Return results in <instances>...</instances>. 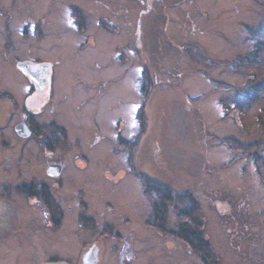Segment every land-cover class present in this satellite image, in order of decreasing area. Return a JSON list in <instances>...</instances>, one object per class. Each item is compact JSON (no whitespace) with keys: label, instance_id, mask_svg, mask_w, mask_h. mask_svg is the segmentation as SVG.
Returning a JSON list of instances; mask_svg holds the SVG:
<instances>
[{"label":"rangeland","instance_id":"374dc122","mask_svg":"<svg viewBox=\"0 0 264 264\" xmlns=\"http://www.w3.org/2000/svg\"><path fill=\"white\" fill-rule=\"evenodd\" d=\"M69 1L1 0L0 10L12 7L14 17L0 11V91L22 104L26 84L15 62L53 63L55 93L33 118L42 126L56 122L67 137L56 144L46 131L45 150L42 137L25 141V148L12 130L21 112L9 106L0 123V169L16 184L15 163L25 179L42 181L49 164L63 165V187L56 186L55 173L47 180L67 211L57 231L43 230V210L12 191L21 203L15 223L21 235L0 244V264H43L51 253L88 264L94 248L97 264H121L113 247L125 240L137 252L129 264H204L174 236L180 221L174 206L167 233L152 227L142 173L170 184L176 201L184 193L197 200L196 222L217 264H264V181L247 156L258 152L264 159V95L249 99L242 91L249 79L264 78V47L258 46L264 43V0H76L85 33L69 18ZM28 15L34 17L24 36ZM237 103L248 109L243 122L223 108ZM140 109L145 132L135 174L124 142L141 133ZM83 214L97 222L94 231L78 221ZM108 222L122 241L103 239L99 229Z\"/></svg>","mask_w":264,"mask_h":264},{"label":"flooded vegetation","instance_id":"af4514ba","mask_svg":"<svg viewBox=\"0 0 264 264\" xmlns=\"http://www.w3.org/2000/svg\"><path fill=\"white\" fill-rule=\"evenodd\" d=\"M51 1L59 2L61 0H51ZM75 1L76 0H71L68 3H66V9L68 10L70 14L69 18H72V20L75 21L76 28L80 32L85 33L86 32L85 28L87 26L85 25V16L80 8V5L78 3H75ZM1 3L2 2L0 0V4ZM13 9L14 8L12 7H8L7 9L6 7H2L0 11H1V14L5 16L7 19H11L14 17L12 16V14H14ZM25 10L29 11V7H27ZM33 17L29 15L28 17H26L28 19L25 21V25H26L25 29H22L21 31L24 36H28L30 34V32H28L29 25L31 24V20H29V18H33ZM40 26L41 25L38 24V27ZM40 30H42V27L38 28L39 34L42 35L41 33L43 32ZM4 32L6 35L7 33H9L10 34L9 39L10 41H13L14 35H12L11 30L8 29V30H5ZM6 46H9V45H6ZM22 62H27L31 66L30 70H27V71L22 70L19 67V64ZM15 63H16L18 72L24 77L25 84H26L23 97L21 98V101L23 103L21 104L20 100L17 99L13 93L8 92V91H4V92L0 91V123H1L2 117H5V112L8 110L9 106H12L13 110H19L21 112V119L19 121H16L12 126L13 127L12 130L14 132L15 137L17 139H22V142L20 143L25 148L28 145L27 143L25 144V141L31 140V138L38 139V137H42L40 139V142L42 145L41 150H45L46 147L43 148V145H46V140L49 141L50 139L49 134L52 135L53 142L56 144L57 142H59L60 138L61 139L64 138L62 133L59 130L60 127L57 125L56 122L54 121L51 123L47 122L46 125L42 126L33 118V116H36L39 113H41L46 103H48L51 100V97L54 92L53 77L55 76V71H54L55 65L53 63H45V62H40V61L31 62L28 60H21ZM1 107L3 108V110H1L2 109ZM4 108L6 110H4ZM52 125H55L56 127L55 131L50 130V127H52ZM46 131H48L49 134ZM0 132H1V128H0ZM5 145H8V144L5 143ZM29 160L30 159H27L28 163H29ZM15 164H16L15 167H12V168L16 172H18V175L16 174V178H19V179L21 178V182H18L16 184L8 182V180H11V178L7 174L2 175V172H1L2 169H0V176L2 175V177H4V180H0V244L2 242L10 241L11 239H14V237H16L17 234H20L18 227L15 226V223H16V219L18 216V213L16 212V210L19 208V205H21V203L18 202L19 205L17 204V201L11 195L12 191L19 194V196L22 197L21 198L22 200L21 199L20 200L22 202L25 201L24 203L29 204L32 209L34 207L36 208L40 207L43 210L44 224L43 226H41V229L43 230L51 229L53 231H57L61 227V225L64 223L65 211H67L65 208V204H66L65 199L62 197H58L57 195L53 193V190L49 186V183L47 180L55 173L58 175L57 180L55 181L56 186L63 187V179H62V175H60V174H63L64 172V170L62 171L63 165L57 164L55 162H53L52 164H49L47 166V175H46L47 178H45V180L42 181L40 179H33V180L25 179V177H23L21 173L22 171L20 170L18 171L17 169L19 168L17 167L18 163H15ZM10 171L12 172L11 169ZM10 171H7V173H11ZM132 173L134 172L132 171ZM156 181L162 182L159 180H156ZM151 207H152L151 214H153V206L151 205ZM68 210L71 211L72 208L68 207ZM78 221L82 222V224L85 226L91 225V227H86V229H88L89 232L94 231L98 227L97 222L85 214L80 215L78 217ZM151 224H152V227H154V229L157 232H160L162 234L167 233L158 226L159 224L157 225L156 223H153V222ZM112 227L114 228V224H112L111 222L110 223L108 222V224H106L101 229H99L101 235L104 237L103 239L115 238V240H117L118 242L122 241V239L120 238V233L113 232L114 230H112L113 229ZM11 228L13 229L11 230ZM9 229L11 230L10 234H8ZM131 245L134 246V244H129L126 240L120 246L114 245L113 249L118 253L119 255L118 259L121 261V262L119 261L121 264L123 263L129 264L133 260L132 252L135 253L136 251L133 247H131ZM94 249L96 250V248ZM94 249L89 250V254H87L85 257V261L89 259L88 264H97L99 261L95 253L96 251ZM199 257L201 259V256ZM1 258H2V255L0 253V260ZM43 264H76V263H72V260L70 259L59 257L55 253H51L49 257L45 260V263Z\"/></svg>","mask_w":264,"mask_h":264},{"label":"trees","instance_id":"16d2710c","mask_svg":"<svg viewBox=\"0 0 264 264\" xmlns=\"http://www.w3.org/2000/svg\"><path fill=\"white\" fill-rule=\"evenodd\" d=\"M259 47L262 46L264 47V43L259 41ZM257 57L259 58V52L257 50L256 52ZM262 59V57H260ZM264 58V57H263ZM238 62V63H237ZM236 64H242V60H238ZM244 63V62H243ZM145 83L141 87L142 94L144 98L149 97V88L150 87V79L149 77L144 78ZM217 84H221L219 82H216ZM224 85V84H223ZM227 85V84H226ZM245 93H247V96L249 99H258L260 97H263L264 95V78L263 77H256L249 79L248 83L245 85L244 89L242 90ZM244 93V94H245ZM144 107V106H143ZM223 108L225 110V114L231 115L233 119L236 121H242L243 122V117L246 114V111L248 110L247 107L242 105L241 103H237L235 106H227L226 104H223ZM141 110V109H140ZM138 111L137 113V121L141 129L140 135L135 138L134 140H131L132 142H124L128 146L127 150L130 153V164H131V170L136 174L137 169L135 166V154L136 151L139 148V144L143 139L144 135V128H145V123H144V114H143V109L141 111ZM140 112V113H139ZM54 128V129H53ZM55 125H52L50 127L51 131H55ZM262 129L264 130V121L262 122ZM60 132L63 134L64 138L67 137V133L63 128L59 129ZM144 130V131H142ZM134 141V142H133ZM230 147L231 150H233L235 147L233 145V141L231 140H225L223 141ZM133 145L131 146V144ZM238 144V149L240 150H246L248 148H245V145H242L240 143ZM264 144V140H263ZM48 145L51 148L50 143ZM264 148V147H262ZM255 153V154H254ZM251 154L250 152L248 153V157L252 158L253 162H255V167L257 168L258 173L260 174L261 178L264 181V159L258 155V152H254ZM141 180L143 181V186L145 193L149 196L152 202L153 206V214H152V222L159 224L158 226L163 229L165 232H167V228L165 227L166 220L168 218V212L169 209L174 206L175 210L178 213L179 216V224L177 226V230L174 231V236L178 237L179 239L183 240V242L196 254L201 256L202 263L204 264H217L218 260L216 256L214 255V252L211 248L210 243L208 240L205 238L204 232L202 230V222L198 223L196 220L197 216H199V210L198 208V202L197 200L190 194V193H184L183 196H178L177 199L179 201H176V199L173 196V188L172 186L164 183V182H158L154 180L153 178L149 177L146 174H139ZM181 208L178 209L176 205H181ZM183 208V209H182ZM85 222V221H84ZM86 227H91V225H86ZM172 233V229L170 231Z\"/></svg>","mask_w":264,"mask_h":264},{"label":"water","instance_id":"95a60500","mask_svg":"<svg viewBox=\"0 0 264 264\" xmlns=\"http://www.w3.org/2000/svg\"><path fill=\"white\" fill-rule=\"evenodd\" d=\"M19 67L24 70V71H27V70H30V65L27 63V62H22L19 64Z\"/></svg>","mask_w":264,"mask_h":264}]
</instances>
